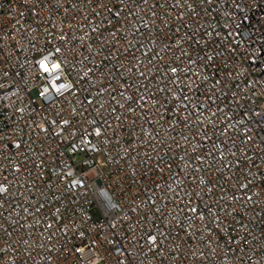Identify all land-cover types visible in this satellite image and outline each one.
I'll list each match as a JSON object with an SVG mask.
<instances>
[{
  "label": "built area",
  "instance_id": "built-area-1",
  "mask_svg": "<svg viewBox=\"0 0 264 264\" xmlns=\"http://www.w3.org/2000/svg\"><path fill=\"white\" fill-rule=\"evenodd\" d=\"M0 264H264V0H0Z\"/></svg>",
  "mask_w": 264,
  "mask_h": 264
}]
</instances>
